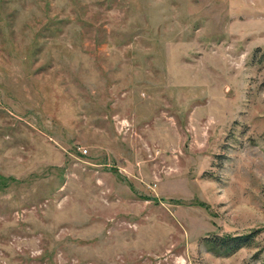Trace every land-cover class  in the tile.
I'll return each mask as SVG.
<instances>
[{
  "label": "rangeland",
  "instance_id": "rangeland-1",
  "mask_svg": "<svg viewBox=\"0 0 264 264\" xmlns=\"http://www.w3.org/2000/svg\"><path fill=\"white\" fill-rule=\"evenodd\" d=\"M0 264H264V0H0Z\"/></svg>",
  "mask_w": 264,
  "mask_h": 264
},
{
  "label": "trees",
  "instance_id": "trees-1",
  "mask_svg": "<svg viewBox=\"0 0 264 264\" xmlns=\"http://www.w3.org/2000/svg\"><path fill=\"white\" fill-rule=\"evenodd\" d=\"M255 234L254 231L233 234L211 233L204 237V241L213 250L228 254L241 246L252 244Z\"/></svg>",
  "mask_w": 264,
  "mask_h": 264
}]
</instances>
